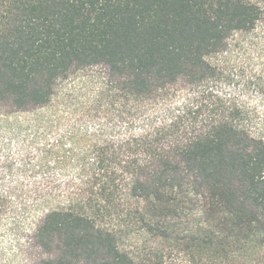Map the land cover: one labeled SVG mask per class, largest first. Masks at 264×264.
<instances>
[{
    "label": "trees",
    "instance_id": "1",
    "mask_svg": "<svg viewBox=\"0 0 264 264\" xmlns=\"http://www.w3.org/2000/svg\"><path fill=\"white\" fill-rule=\"evenodd\" d=\"M34 128L0 151V264H248L264 0H0V132Z\"/></svg>",
    "mask_w": 264,
    "mask_h": 264
},
{
    "label": "rangeland",
    "instance_id": "2",
    "mask_svg": "<svg viewBox=\"0 0 264 264\" xmlns=\"http://www.w3.org/2000/svg\"><path fill=\"white\" fill-rule=\"evenodd\" d=\"M98 69H93L91 71L83 72L80 74H77L74 79L69 80L63 84V87H67L66 89H70L71 87L79 84L81 82V77L90 75L92 72L96 73L98 72ZM71 86V87H70ZM43 133L40 130L31 129L30 131H24L17 137L12 138L7 133L0 132V151L2 149V146L6 148L9 151V154L15 156L17 154V151L21 149V145L25 143V146L27 147H33L36 144H32L33 141L41 142L44 140ZM49 137H46L48 139ZM30 229L32 231L31 227V220L28 219L25 222H22L20 224V231L18 234H16L21 239V244H24L25 241H28L29 235H30ZM0 246L3 248H14L15 247V237H13L11 234L9 235L6 230H1L0 233ZM24 239V240H23ZM39 256V254H36ZM248 264H264V249L258 250V253L255 254L253 257H251L250 260L247 261ZM171 264H190L186 259L183 257H180L178 259H175L174 262Z\"/></svg>",
    "mask_w": 264,
    "mask_h": 264
}]
</instances>
